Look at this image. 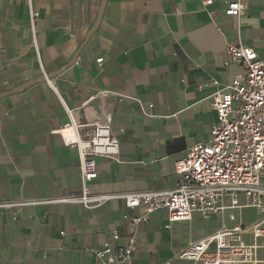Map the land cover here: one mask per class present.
<instances>
[{
  "label": "crops",
  "instance_id": "obj_1",
  "mask_svg": "<svg viewBox=\"0 0 264 264\" xmlns=\"http://www.w3.org/2000/svg\"><path fill=\"white\" fill-rule=\"evenodd\" d=\"M103 1L33 0L35 48L28 1L0 0V203L38 201L0 208V264H98L87 248L114 232L125 245L131 226L119 196L177 186L175 163L208 138L211 97L239 72L224 65L227 46L264 55V0H250L238 19L224 13L233 0L206 9L204 0H107L93 32ZM210 80L218 86L202 87ZM105 90L113 95L91 100ZM61 99L81 123L110 117L120 142V161L97 160L91 190L111 198L92 208L48 202L81 192L78 152L53 133L68 122ZM219 219L169 224L153 213L131 264H194L174 257Z\"/></svg>",
  "mask_w": 264,
  "mask_h": 264
},
{
  "label": "built area",
  "instance_id": "obj_2",
  "mask_svg": "<svg viewBox=\"0 0 264 264\" xmlns=\"http://www.w3.org/2000/svg\"><path fill=\"white\" fill-rule=\"evenodd\" d=\"M27 1L34 34L32 45L37 48L34 28L38 13L32 8L33 0ZM249 1L229 2L225 15L241 18ZM213 3L214 0H204L201 4L206 9ZM226 56L224 65H236L239 72L226 88L211 97L217 123L208 138L191 146L186 156L175 163V173L179 176L175 188L126 192L119 196L127 210L124 219L130 222L131 233L123 246H116L122 237L114 232L99 248H87L98 264H131L138 250L139 227L158 211L167 214L169 224L190 222L195 215L204 220L216 217L222 221L214 234L190 242L175 260L194 264H264V55L259 56L253 48L237 43L227 46ZM97 63L102 64L103 59ZM44 76L51 83L47 74ZM211 84L218 86L216 80H210L202 87ZM111 95L112 92L105 90L97 92L91 100ZM62 103L68 122L53 133L61 136L64 146L78 152L81 192L48 202L62 201L92 208L111 198L91 190L98 175L97 160L120 161V142L112 133L110 117L81 123L77 118L78 109ZM141 106L152 107L151 104ZM35 203L38 201L4 202L0 208ZM249 209L256 210L259 220L247 226L242 213ZM227 222L232 225L229 227ZM247 238L252 242L248 243Z\"/></svg>",
  "mask_w": 264,
  "mask_h": 264
},
{
  "label": "rangeland",
  "instance_id": "obj_3",
  "mask_svg": "<svg viewBox=\"0 0 264 264\" xmlns=\"http://www.w3.org/2000/svg\"><path fill=\"white\" fill-rule=\"evenodd\" d=\"M242 217H243V223L245 224V225H252V224H254L256 221H258L259 220V216H258V214H257V212H256V210H254V209H249V210H245L243 213H242ZM220 220V219H219ZM221 220H220V222H217L216 224H221ZM198 223H195V227L194 228H198ZM203 226V225H202ZM213 226V223H212V225L211 224H207L206 225V227L207 228H209V227H212ZM216 227V226H215ZM215 227H213L212 228V230L215 228ZM171 230V232L173 233L174 232V229L173 228H171L170 229ZM195 231H196V229H195ZM247 242L248 243H250V242H252L249 238H247ZM259 244H261L262 243V241L260 240L259 242H258Z\"/></svg>",
  "mask_w": 264,
  "mask_h": 264
},
{
  "label": "water",
  "instance_id": "obj_4",
  "mask_svg": "<svg viewBox=\"0 0 264 264\" xmlns=\"http://www.w3.org/2000/svg\"><path fill=\"white\" fill-rule=\"evenodd\" d=\"M106 2H107V0H104V1H103L102 7H101V12H100L99 18H98V20H97V24H96V26H95L93 32H95L97 26L99 25V23H100V21H101V19H102V16H103V13H104V9H105V5H106ZM0 97H2V96H0Z\"/></svg>",
  "mask_w": 264,
  "mask_h": 264
}]
</instances>
